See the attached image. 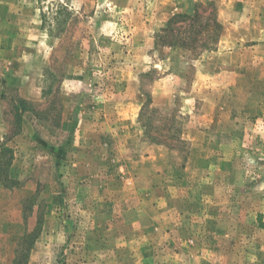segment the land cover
Returning <instances> with one entry per match:
<instances>
[{"label":"rangeland","instance_id":"374dc122","mask_svg":"<svg viewBox=\"0 0 264 264\" xmlns=\"http://www.w3.org/2000/svg\"><path fill=\"white\" fill-rule=\"evenodd\" d=\"M2 142L0 264H264V0H0Z\"/></svg>","mask_w":264,"mask_h":264},{"label":"trees","instance_id":"16d2710c","mask_svg":"<svg viewBox=\"0 0 264 264\" xmlns=\"http://www.w3.org/2000/svg\"><path fill=\"white\" fill-rule=\"evenodd\" d=\"M223 29V23L219 18L216 3H199L193 14L177 13L173 15L157 33L156 42L157 45L161 46H181L191 50H207L213 48L219 42ZM14 107L19 124L22 122L23 115L26 112L34 111L29 101L22 97L15 98ZM145 133L148 136V133ZM151 140L157 144H164L163 141L157 138H152ZM0 149L2 157L0 181L7 186H11L12 183H15V180L9 177L8 168L12 164L14 151L6 142L0 143ZM5 157L7 158L5 159ZM257 223L260 228L264 229V214L261 212L257 214ZM16 262L17 264L21 263L18 259Z\"/></svg>","mask_w":264,"mask_h":264},{"label":"crops","instance_id":"0c3cea01","mask_svg":"<svg viewBox=\"0 0 264 264\" xmlns=\"http://www.w3.org/2000/svg\"><path fill=\"white\" fill-rule=\"evenodd\" d=\"M207 74V73H206Z\"/></svg>","mask_w":264,"mask_h":264}]
</instances>
